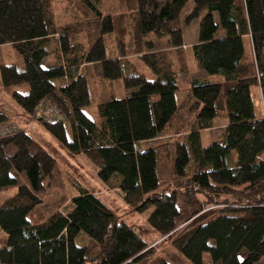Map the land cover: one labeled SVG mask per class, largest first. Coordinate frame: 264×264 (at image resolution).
<instances>
[{
	"label": "trees",
	"instance_id": "trees-1",
	"mask_svg": "<svg viewBox=\"0 0 264 264\" xmlns=\"http://www.w3.org/2000/svg\"><path fill=\"white\" fill-rule=\"evenodd\" d=\"M191 1L184 23L200 18L192 57L223 81L194 78L178 101L179 75L188 72L181 16ZM56 5L74 8L82 19L60 23ZM248 34L253 53L246 49ZM163 39L170 49L157 51ZM7 45L18 62L0 66V101L6 95L72 154L88 153L110 188L126 190L136 210L148 211L160 238L192 264L263 258L264 0H0V47ZM113 46L117 55L109 56ZM129 54H140L155 78L128 63ZM98 79L122 81L125 96L101 101ZM43 101L66 120L40 117ZM95 104L97 120L85 111ZM226 110L229 123L205 145L202 130ZM11 116L0 108V123L15 122ZM20 128L0 139V190L15 187L0 202V228L8 236L0 264H171ZM168 132L177 137L174 149L168 140L143 148ZM68 183L66 206L32 222L29 214L47 190ZM82 232L91 238L87 245L77 243Z\"/></svg>",
	"mask_w": 264,
	"mask_h": 264
},
{
	"label": "rangeland",
	"instance_id": "rangeland-1",
	"mask_svg": "<svg viewBox=\"0 0 264 264\" xmlns=\"http://www.w3.org/2000/svg\"><path fill=\"white\" fill-rule=\"evenodd\" d=\"M111 1L112 0H110V2ZM64 9L62 5L55 6V13L60 23L65 24L66 22L78 21L82 19L80 12H78L74 8H70L68 9V11ZM192 9L193 8L188 6L183 16H181L183 35L186 40L192 39L194 38V36H198L199 34L200 18L193 20L189 24L184 23L183 17H185V15ZM221 33L222 30H220V34ZM183 47L187 54L188 72L179 75L178 80L180 83L181 94H179L178 92V100H180V96L182 100L185 94L188 92L186 90L190 86L191 79L195 76L201 75L196 62L192 57L191 48L190 51H187V49L189 50V48H186L185 46ZM168 49H170V45L167 39L156 42L157 51ZM116 50L117 49L115 48V46H113V48H111V50L108 52V55H117ZM125 58L129 60L128 63L133 64L134 67H138V71L144 72L149 79L155 78V75L145 66L143 61L140 59V54H129ZM17 62L18 55L16 54V50L12 46L7 45L0 47V66L2 64H15ZM44 64L47 65V61ZM83 66L84 65H82L81 69L83 68ZM132 69L133 68H130V71H132ZM96 82L100 93L98 98H100L101 101L108 99L111 94L116 95L118 98H120L125 92V90L123 89L122 81L109 82L103 79H98ZM1 90H3V86L0 77V92ZM253 97L254 101L256 102V109L258 112H260L263 108V103L259 99V96L254 89ZM1 107L12 115V120H14L22 128L26 130L28 129L27 131L35 138V140H37L54 156H56L62 168L70 173L72 179L78 181V183L82 187L95 191L102 202H104L120 219L132 226L150 246L156 247L171 264H192L180 251H178L172 245L170 240H164L160 238L159 233L151 226H149L147 222L148 211L140 212L136 210V208L129 203V199L127 198V195H125L126 190L123 189L119 192L117 190H113L109 185L104 183V181L97 174V164L89 157V155L83 153L73 155L63 144H61V142L55 136L45 130L39 120L37 121L32 118L30 120L26 115H23L17 105L6 95H3L0 101V108ZM85 111L92 119L96 120L98 118L96 104L87 107ZM220 113L218 118L219 122L223 121V117L222 115L220 116ZM68 129L70 139L72 140V128L70 124H68ZM215 129L211 130L210 132L203 133L202 137L205 145L212 143V139L216 140L215 138H219L224 130L223 127H218ZM151 146L152 144H144L143 148L147 149ZM235 158H237V155L234 151L231 156L228 157V162L231 163ZM72 191L73 190L69 183L67 184L66 188L48 189L44 203L36 208L35 211H32L29 214V219L32 222H41L49 217L57 209H63L66 206L67 202L66 199L63 200V197L71 196ZM14 192L15 187L1 189L0 202H2L4 198H6L10 194H13ZM58 201H60L61 205L58 204ZM7 237V233L0 228V247L5 246ZM90 239L91 238L86 233L82 232L77 238V243L79 245H87ZM206 257H208V255ZM257 264H264V256Z\"/></svg>",
	"mask_w": 264,
	"mask_h": 264
},
{
	"label": "crops",
	"instance_id": "crops-1",
	"mask_svg": "<svg viewBox=\"0 0 264 264\" xmlns=\"http://www.w3.org/2000/svg\"><path fill=\"white\" fill-rule=\"evenodd\" d=\"M188 6H190L191 8H193L195 6V3L193 1L188 2V4L186 5L184 11L182 12V16L185 13V10L188 8ZM218 37H223V33H221ZM198 40H199V34H198V36H194V38L189 39V40H186L185 37H184V45L183 46H185L186 48H189V50L187 49V51H190V48L192 47V45L196 44L198 42ZM245 43H246V49H247V51L253 53V41H252L251 34H248V35L245 36ZM199 71L201 72V75L200 76H195L194 78H199L201 80H209V81L214 82V83L215 82H222L223 81L220 76L208 75L207 73H205L204 71H202L200 69H199ZM194 78L191 79L190 86L187 88L186 91H191V89H192V81L194 80ZM123 89H124V87H123ZM178 92H179V94H181L180 89L177 91L176 96H177ZM112 96L113 95L111 94L110 97L108 99H106V100H109ZM124 96H125V92L123 93V95L120 98H122ZM106 100H104V101H106ZM178 101H181V96H180V100H178ZM97 113H98V111H97ZM221 115L223 117V121L219 122L218 121L219 116H218L215 119V121H214V127L213 128H210V129L202 130V136H203V133L204 132H210L211 130H214L215 128H218V127H220V128L223 127L224 128L229 123V116H228L227 110L224 111V112H221L220 113V116ZM173 135L174 134H171V132H168L164 136H158L157 138H155L153 140H149V141L142 142V145L144 146V144H152L151 147H155L158 144H160L161 142H166L168 140L169 145L174 149L175 148V141H176L177 137L176 136H173ZM215 139L218 140L219 138H215ZM216 140L212 139L211 141H216ZM82 153L89 155L88 153H85V152H82ZM89 157H90V155H89Z\"/></svg>",
	"mask_w": 264,
	"mask_h": 264
},
{
	"label": "built area",
	"instance_id": "built-area-1",
	"mask_svg": "<svg viewBox=\"0 0 264 264\" xmlns=\"http://www.w3.org/2000/svg\"><path fill=\"white\" fill-rule=\"evenodd\" d=\"M38 113L46 121H57L65 119L64 114L54 105L43 101L39 105ZM21 131L20 126L13 121L0 123V139L18 134Z\"/></svg>",
	"mask_w": 264,
	"mask_h": 264
}]
</instances>
